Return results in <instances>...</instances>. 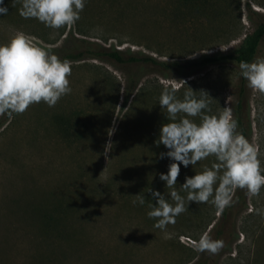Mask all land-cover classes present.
Masks as SVG:
<instances>
[{
	"label": "rangeland",
	"instance_id": "374dc122",
	"mask_svg": "<svg viewBox=\"0 0 264 264\" xmlns=\"http://www.w3.org/2000/svg\"><path fill=\"white\" fill-rule=\"evenodd\" d=\"M3 5L8 13L0 14V43L22 30L57 53L75 51L86 40L166 63L231 53L264 22V0H209L214 13L206 16L183 10L175 0H86L79 19L59 29L22 16L21 0H4ZM248 5L259 13L252 21ZM226 32L231 39L223 42ZM257 56H264V38ZM71 69V92L52 107L41 101L11 113L0 128V264L203 263L209 252L197 251L194 242L214 222L210 237L223 241L216 264H264V187L256 195L247 194L245 209L237 203L222 220L212 203L187 200L185 211L163 231L154 227L157 218L147 215L149 205L156 203L150 189L161 194L171 190L160 179L173 162L161 158L168 149L158 143L162 124L169 122L159 105L162 90L175 83L180 98L188 88L205 91L207 114L219 115L223 107H231L233 117L239 66L170 69L163 76L158 65L86 58L72 62ZM129 74L141 79L138 100L123 109ZM245 89L250 142L264 166V93L247 83ZM5 114L0 113V121ZM191 119L199 122L200 117ZM213 161L210 156L187 168L181 164L174 185L179 194L186 196L180 189L185 176ZM57 202L64 203L63 220L42 225L41 213ZM38 205L43 207L37 210Z\"/></svg>",
	"mask_w": 264,
	"mask_h": 264
},
{
	"label": "clouds",
	"instance_id": "9594fccd",
	"mask_svg": "<svg viewBox=\"0 0 264 264\" xmlns=\"http://www.w3.org/2000/svg\"><path fill=\"white\" fill-rule=\"evenodd\" d=\"M3 4L4 0H0V14L6 15L8 8ZM85 4L86 0H21L19 12L25 18L37 19L45 27L59 29L75 23ZM51 47L34 43V38L22 30H16L7 43H0V113H22L41 101L52 107L71 92L68 77L72 61L59 58ZM239 70L248 87L264 93V56H257L251 62L241 61ZM177 87L173 83L159 97V105L166 109L169 118V122L162 124L158 140L168 151L160 155L173 161L167 173L160 174V179L171 190L161 194L150 189L156 203L150 204L147 212L148 217L157 218L154 227L162 231L185 211L186 200L210 202L219 214L234 202L236 189L256 195L264 187V166L258 149L237 131L238 123L232 117L231 107H223L219 115H209V95L205 91L188 88L180 98ZM197 116L199 122L191 119ZM210 156L214 157L210 167L204 166L193 176H185L180 189L186 196L180 195L174 185L181 164L187 168ZM136 196L143 205L145 198ZM261 211L257 209L258 213ZM194 243L197 251L213 254L223 247V241L212 239L207 231Z\"/></svg>",
	"mask_w": 264,
	"mask_h": 264
},
{
	"label": "trees",
	"instance_id": "16d2710c",
	"mask_svg": "<svg viewBox=\"0 0 264 264\" xmlns=\"http://www.w3.org/2000/svg\"><path fill=\"white\" fill-rule=\"evenodd\" d=\"M175 5H179L183 10H192L194 12L200 13L203 16L207 14H212L211 6L209 5V0H175ZM4 6V5H3ZM238 8H241V4L238 5ZM248 14L247 18L252 21L253 16H258V12L254 11L250 5L247 6ZM174 13V10L172 9ZM228 39L223 42H228L231 38L230 32L225 33ZM264 38V22L259 23L254 31L250 34H247L241 41L240 45L231 53H218L213 56H204L200 61H188L186 63L180 62H160L151 56L142 55L141 57L136 56L130 50L122 51L120 49H116L113 46L104 47L97 43L82 40L81 43L83 45L76 47L75 51H64L62 53H57L59 50H52L59 58L64 59L67 58L72 62H78L84 60L86 58H109L110 60L117 62L119 64L124 63H149L152 65H158L162 69L163 76H166L167 70L177 69L179 71L189 70L192 72L198 66H206L210 64L216 63H235L239 66L241 61L251 62L255 59L261 41ZM140 77L138 78L134 74H129L126 79L125 87L123 89V102L121 107L124 109L128 104L132 105L135 100H138V86L140 84ZM247 81L241 76V84L240 91H238L237 99L233 104L234 116L233 118L237 120L238 127L237 131L242 133L249 141L251 135V123L249 117V106H248V97L247 92L245 91ZM128 116V115H126ZM11 117V113H6L5 117L0 121V128L9 120ZM99 126V125H98ZM68 132V128L65 129ZM247 190L246 189H236L233 195V203L230 206L224 208L222 212H220L221 218L219 220L224 219L227 216V213L235 206V204L239 203L241 210L245 209L247 206ZM72 202V201H71ZM60 203V204H59ZM57 202L53 207L49 210H44V214L41 213V221L42 225L47 226V224L58 223L61 222L66 214V210L62 211L60 209L61 206L64 205L63 202ZM69 207H73V202L66 205ZM42 205H38L37 208H42ZM208 234L217 226V222L210 223ZM205 254V251H204ZM203 256L202 259L197 262L188 264H216V254L207 253Z\"/></svg>",
	"mask_w": 264,
	"mask_h": 264
}]
</instances>
